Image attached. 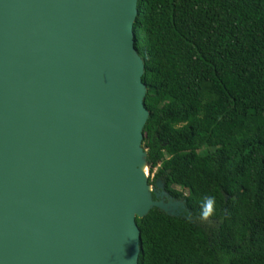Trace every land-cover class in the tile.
Returning <instances> with one entry per match:
<instances>
[{
	"label": "water",
	"instance_id": "water-1",
	"mask_svg": "<svg viewBox=\"0 0 264 264\" xmlns=\"http://www.w3.org/2000/svg\"><path fill=\"white\" fill-rule=\"evenodd\" d=\"M136 15L137 0H0V264H138L136 218L176 215L148 182Z\"/></svg>",
	"mask_w": 264,
	"mask_h": 264
},
{
	"label": "trees",
	"instance_id": "trees-1",
	"mask_svg": "<svg viewBox=\"0 0 264 264\" xmlns=\"http://www.w3.org/2000/svg\"><path fill=\"white\" fill-rule=\"evenodd\" d=\"M133 28L148 182L181 201L136 218L138 264H264V0H137Z\"/></svg>",
	"mask_w": 264,
	"mask_h": 264
},
{
	"label": "clouds",
	"instance_id": "clouds-1",
	"mask_svg": "<svg viewBox=\"0 0 264 264\" xmlns=\"http://www.w3.org/2000/svg\"><path fill=\"white\" fill-rule=\"evenodd\" d=\"M152 175H153V173H152ZM159 180V179H158ZM158 180H156V181H158ZM160 181V180H159ZM161 182V181H160ZM156 183V182H155ZM162 183V182H161ZM163 184V183H162ZM152 185V184H151ZM155 185V184H154ZM163 189V191H165L166 193H167V191L164 189V188H162ZM167 195V196H166ZM166 195H163V197H162V199L163 200H167L168 199V197H172V199L173 200H177L178 201V204L180 203L181 204V201H179L178 199H174L173 198V196H171L170 194H166ZM213 203H214V200H213V198L212 197H207V198H205V200H204V203H203V205H202V216H203V218H207L210 214H211V212H212V206H213Z\"/></svg>",
	"mask_w": 264,
	"mask_h": 264
},
{
	"label": "bare ground",
	"instance_id": "bare-ground-1",
	"mask_svg": "<svg viewBox=\"0 0 264 264\" xmlns=\"http://www.w3.org/2000/svg\"><path fill=\"white\" fill-rule=\"evenodd\" d=\"M140 168L146 174V164L144 162L140 164ZM148 189H149V187H148Z\"/></svg>",
	"mask_w": 264,
	"mask_h": 264
},
{
	"label": "rangeland",
	"instance_id": "rangeland-1",
	"mask_svg": "<svg viewBox=\"0 0 264 264\" xmlns=\"http://www.w3.org/2000/svg\"><path fill=\"white\" fill-rule=\"evenodd\" d=\"M142 147H143V150L146 152V148L144 147V145H143V143H142ZM147 153V152H146ZM155 170V168L153 169V171ZM147 173H148V177H152V173L153 172H151V173H149V170H147ZM159 181V180H158Z\"/></svg>",
	"mask_w": 264,
	"mask_h": 264
}]
</instances>
